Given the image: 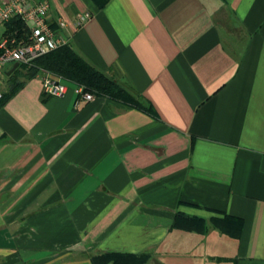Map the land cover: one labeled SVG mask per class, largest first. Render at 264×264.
Masks as SVG:
<instances>
[{"label": "crops", "instance_id": "1", "mask_svg": "<svg viewBox=\"0 0 264 264\" xmlns=\"http://www.w3.org/2000/svg\"><path fill=\"white\" fill-rule=\"evenodd\" d=\"M47 2L143 109L47 96L6 67L0 264H264V0Z\"/></svg>", "mask_w": 264, "mask_h": 264}, {"label": "built area", "instance_id": "2", "mask_svg": "<svg viewBox=\"0 0 264 264\" xmlns=\"http://www.w3.org/2000/svg\"><path fill=\"white\" fill-rule=\"evenodd\" d=\"M49 4L47 0H0V100L4 91L2 79L7 66L14 64L30 66L37 58L68 44L48 22ZM89 14L78 17L83 23ZM13 19L20 20L25 32L20 39L6 33V25ZM65 23L59 22V27ZM42 92L47 96L63 97L67 84L63 79L49 72H41ZM75 91L80 101H91L94 95L77 86Z\"/></svg>", "mask_w": 264, "mask_h": 264}, {"label": "trees", "instance_id": "3", "mask_svg": "<svg viewBox=\"0 0 264 264\" xmlns=\"http://www.w3.org/2000/svg\"><path fill=\"white\" fill-rule=\"evenodd\" d=\"M92 1L101 8L109 0ZM24 32L25 27L18 19H13L6 25V33L10 36H15L17 39H20ZM19 67L20 70H15L16 76L21 75L23 78H30L37 76L43 71L49 72L62 78L65 84H72L76 87L81 86L85 91L92 93L94 96L105 97L130 108L143 109L137 97L121 87L116 81L88 64L68 44L37 58L27 70L24 65H20ZM19 85L20 82H17V80L13 81L10 93ZM6 96L7 94L4 93L0 101H3ZM194 222V219L187 220L185 224L186 228L204 232V222L202 220ZM213 222L217 227L226 230L223 227L226 223L224 224L220 220H213ZM143 262V256L135 255L103 254L92 258L93 264H142Z\"/></svg>", "mask_w": 264, "mask_h": 264}, {"label": "water", "instance_id": "4", "mask_svg": "<svg viewBox=\"0 0 264 264\" xmlns=\"http://www.w3.org/2000/svg\"><path fill=\"white\" fill-rule=\"evenodd\" d=\"M18 66H19V65H18L17 63L14 64V65H13V69H12V71L15 70ZM12 71H10L8 74H10Z\"/></svg>", "mask_w": 264, "mask_h": 264}, {"label": "rangeland", "instance_id": "5", "mask_svg": "<svg viewBox=\"0 0 264 264\" xmlns=\"http://www.w3.org/2000/svg\"><path fill=\"white\" fill-rule=\"evenodd\" d=\"M25 67H26L25 69L27 70V69H29V67H31V65L30 66H25Z\"/></svg>", "mask_w": 264, "mask_h": 264}]
</instances>
